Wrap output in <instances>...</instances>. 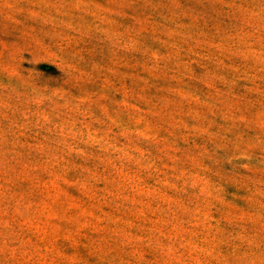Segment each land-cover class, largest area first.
Here are the masks:
<instances>
[{
  "label": "rangeland",
  "instance_id": "rangeland-1",
  "mask_svg": "<svg viewBox=\"0 0 264 264\" xmlns=\"http://www.w3.org/2000/svg\"><path fill=\"white\" fill-rule=\"evenodd\" d=\"M0 264H264V0H0Z\"/></svg>",
  "mask_w": 264,
  "mask_h": 264
}]
</instances>
